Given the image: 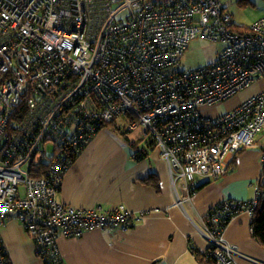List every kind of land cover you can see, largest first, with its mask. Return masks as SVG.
I'll use <instances>...</instances> for the list:
<instances>
[{"label": "built area", "instance_id": "2783aa9c", "mask_svg": "<svg viewBox=\"0 0 264 264\" xmlns=\"http://www.w3.org/2000/svg\"><path fill=\"white\" fill-rule=\"evenodd\" d=\"M231 25L220 0H0V229L17 221L37 257L61 264L60 238L126 231L149 215L57 199L73 154L111 122L121 133L145 127L184 201L197 178L225 175L264 132V89L228 113H204L264 79V17L245 35ZM198 36L224 47L213 63L181 71ZM257 189L203 219L214 264H237L224 230L239 214L251 216ZM0 264H10L1 238Z\"/></svg>", "mask_w": 264, "mask_h": 264}, {"label": "crops", "instance_id": "0c3cea01", "mask_svg": "<svg viewBox=\"0 0 264 264\" xmlns=\"http://www.w3.org/2000/svg\"><path fill=\"white\" fill-rule=\"evenodd\" d=\"M220 2L234 26H250L264 17V0ZM234 8L243 20L235 17ZM249 11L256 12L250 21L247 20ZM263 89L264 79L226 103L233 109ZM101 132L70 165L58 192V201L83 209L108 210L124 205L135 215L142 210L151 212L136 217L126 231L91 230L80 237L60 238L57 259L61 264H200L192 250L201 253L208 250L201 230L209 210L224 200L248 201L255 194L263 166L258 143L264 142V132L256 137L255 146L232 159L225 175L216 179L197 178V188L189 201H184L180 182H177L176 191L183 200L182 206H177V195L166 165L156 150L151 151L155 152L151 158L136 160L125 145L118 144L109 135L103 134L102 141H98ZM150 172L159 180L158 194L153 188L138 183ZM25 233L17 221L7 222L0 229L9 263L22 264L23 259L24 264H43L34 257L33 244ZM223 237L227 244L237 248V264H264V249L251 237L248 214L241 213L230 220Z\"/></svg>", "mask_w": 264, "mask_h": 264}, {"label": "trees", "instance_id": "16d2710c", "mask_svg": "<svg viewBox=\"0 0 264 264\" xmlns=\"http://www.w3.org/2000/svg\"><path fill=\"white\" fill-rule=\"evenodd\" d=\"M249 27L250 26H234L231 25L230 30L234 33L245 35L249 33ZM103 130L110 129L114 131L115 133H121L119 127L115 124V122L104 124L102 127ZM123 137V143L126 145V148L128 147L130 150V154L132 157L136 160L141 159H147L148 157V150L151 152L155 150L153 143L148 136H142L141 140L134 142L130 141L128 139V136L126 133H121ZM144 142L146 149H139V144ZM127 148V149H128ZM246 150V149H245ZM244 150H240L236 156L241 154ZM80 154V153H79ZM79 154L75 153L73 154L71 160L74 162ZM262 169L258 178L257 182V205L255 209L252 211L250 216V231H251V237L252 239L261 247L264 249V192L262 190L264 189V163H262ZM138 183L151 187L155 190V192L158 194L160 193V185L159 180L155 176L154 173L150 172L145 176L144 178H141ZM212 209V208H211ZM210 209V210H211ZM209 210V212H210ZM193 256L200 264H214V262L208 258V250L201 253L196 250H192ZM8 259V258H7ZM43 264H45L43 262Z\"/></svg>", "mask_w": 264, "mask_h": 264}, {"label": "rangeland", "instance_id": "374dc122", "mask_svg": "<svg viewBox=\"0 0 264 264\" xmlns=\"http://www.w3.org/2000/svg\"><path fill=\"white\" fill-rule=\"evenodd\" d=\"M237 10L238 9L234 8V15H235V17L238 16L241 18L240 14L237 12ZM255 13L256 12H254V11H249V13L247 15V20L250 21L251 19H253L255 17ZM237 23L241 24L239 22H237ZM223 47H224L223 43H213V42H211L207 39H204L202 37H199V36L192 39L189 42L188 47L182 56V59L180 62V70L190 72V71H194L200 67H204L206 65L213 63L216 60L218 53L223 49ZM231 108H232V106H230L229 102L228 103L222 102L220 104H217L216 106H214L211 109L205 110L204 113L209 115V116H215V115L217 116V115H222L224 113L230 112L232 110ZM119 125H121L120 122H119ZM122 127H123V125H122ZM145 130L146 129L143 125H138V127L136 128L135 131L126 132V134H127L128 139L130 141L137 142V141L141 140V138H143L142 136L144 135ZM101 131H100L101 133L98 135L99 136L98 141H102V138H103L102 135L107 134L118 144L125 145L123 143V137L121 136L122 135L121 133H115L114 131H112L110 129H105V130L102 129ZM148 138H150V136H148ZM139 149H146L147 150V147L145 146L144 142L139 144ZM50 150L51 149H49V153H50ZM128 150H130V149L128 148L127 151ZM151 153L152 152H150L148 150V158L149 157L151 158L153 153H155V152H153L152 154ZM158 153L160 154L161 159L164 161L161 153L160 152H158ZM148 160H150V159H148ZM25 235L27 236V238L29 239L31 244H33V241L28 237V235L26 233H25ZM33 248H34V246H33ZM33 255L41 263L43 262L39 257H36L35 248H34ZM21 262H22V264H24L23 259L21 260Z\"/></svg>", "mask_w": 264, "mask_h": 264}, {"label": "bare ground", "instance_id": "6f19581e", "mask_svg": "<svg viewBox=\"0 0 264 264\" xmlns=\"http://www.w3.org/2000/svg\"><path fill=\"white\" fill-rule=\"evenodd\" d=\"M177 206H181L179 203H177Z\"/></svg>", "mask_w": 264, "mask_h": 264}]
</instances>
